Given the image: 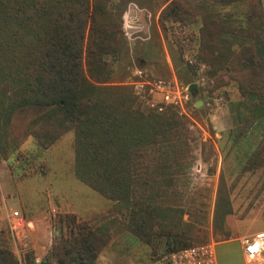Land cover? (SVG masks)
<instances>
[{"label": "trees", "instance_id": "obj_1", "mask_svg": "<svg viewBox=\"0 0 264 264\" xmlns=\"http://www.w3.org/2000/svg\"><path fill=\"white\" fill-rule=\"evenodd\" d=\"M112 1L0 0V161L27 136L45 149L73 130L76 177L122 208L126 228L152 253L204 243L216 232L228 238L225 221L232 212L234 183L223 174L211 216L206 203L184 206L179 200L190 119L171 105L142 110L132 83L112 82L116 59L127 44ZM238 1L247 4L243 20L213 7ZM158 6L163 29L167 21L187 18L196 26L187 33V47L180 37L176 42L181 59L185 49L193 50L196 61L185 60L186 67L199 78L205 70L208 93L236 84L239 120L227 130L224 156L239 164V172L263 167V1L158 0ZM204 62L207 67H201ZM27 105L45 108L11 142L13 113ZM58 222L61 233L39 259L32 250L20 259L0 227V264H99L110 225L73 218Z\"/></svg>", "mask_w": 264, "mask_h": 264}, {"label": "rangeland", "instance_id": "obj_2", "mask_svg": "<svg viewBox=\"0 0 264 264\" xmlns=\"http://www.w3.org/2000/svg\"><path fill=\"white\" fill-rule=\"evenodd\" d=\"M112 3L122 17L127 40L116 59L112 82L175 76L183 85L196 83L187 106L190 115H185L190 119L189 146L187 161L178 176L179 200L184 206L194 200L202 201L211 216L220 175H224L227 183H234L230 191L232 212L225 221L230 234L228 238L222 232L211 236L216 241L219 264H243L239 237L264 229V166L239 172V164L235 166L221 150L228 144V128L239 120L240 109L233 103L240 98L236 84L231 82L211 94L205 86L210 84L205 70L203 79L190 73L185 60L196 61L193 50L185 49L181 59L176 42L180 37L185 47L189 45L187 33L196 28L193 22L188 23L190 18L178 23L167 21L166 30L159 21L158 0H113ZM213 7L220 12L230 11L240 20L246 16L244 1L230 5L216 3ZM203 64L201 67H207ZM44 108L27 105L16 110L10 123V141L21 138L26 122ZM0 196L5 197L8 207L4 211L0 205V227L10 236V246L20 259L33 251L36 243L43 244L45 250L47 243L61 233L58 220L66 218L70 223L73 218L91 226L110 225L111 238L97 257L99 264H167L169 254L164 247L152 253L126 228L122 208L76 177L73 130L45 149H40L27 136L19 148L10 150L8 159L0 161ZM13 210L23 216L22 223L17 219L10 223L9 213ZM62 233H68L67 226H63Z\"/></svg>", "mask_w": 264, "mask_h": 264}, {"label": "built area", "instance_id": "obj_3", "mask_svg": "<svg viewBox=\"0 0 264 264\" xmlns=\"http://www.w3.org/2000/svg\"><path fill=\"white\" fill-rule=\"evenodd\" d=\"M201 66H204L202 63ZM204 76L201 78L203 79ZM136 94L137 104L142 110L161 111L166 106H174L182 115H190L188 101L191 96L189 84L183 85L175 76L155 77L153 79L139 78L131 82ZM219 99L222 97L219 96ZM10 223L17 219L21 223L24 218L18 210L9 213ZM13 228V224H10ZM244 264H264V229H259L251 235L239 237ZM168 264H219L216 251V241L210 240L174 250L168 255Z\"/></svg>", "mask_w": 264, "mask_h": 264}, {"label": "crops", "instance_id": "obj_4", "mask_svg": "<svg viewBox=\"0 0 264 264\" xmlns=\"http://www.w3.org/2000/svg\"><path fill=\"white\" fill-rule=\"evenodd\" d=\"M3 205V207H4V211H8L7 209H8V207L6 206V199H5V197L4 196H0V205ZM1 217H2V215H1V213H0V226H1ZM30 222V221H29ZM46 236V235H45ZM50 240V239H49ZM50 242L51 241H49V243H47V247H46V249L48 248V246H49V244H50ZM33 248H34V254H35V257L37 258V259H39V258H41V257H43L44 256V254L46 253V249L45 250H43L44 249V247H43V244H39V243H36V245H33ZM43 248V249H42ZM45 252V253H44ZM244 264V263H243Z\"/></svg>", "mask_w": 264, "mask_h": 264}, {"label": "water", "instance_id": "obj_5", "mask_svg": "<svg viewBox=\"0 0 264 264\" xmlns=\"http://www.w3.org/2000/svg\"><path fill=\"white\" fill-rule=\"evenodd\" d=\"M189 89L193 93L195 91V89H196V83L195 82H191L189 84ZM198 103H201V100H198Z\"/></svg>", "mask_w": 264, "mask_h": 264}]
</instances>
